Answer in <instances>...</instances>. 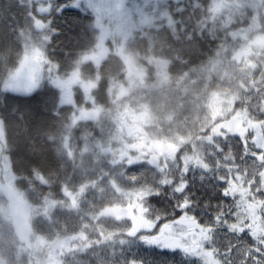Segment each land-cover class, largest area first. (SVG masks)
<instances>
[{"label": "trees", "instance_id": "1", "mask_svg": "<svg viewBox=\"0 0 264 264\" xmlns=\"http://www.w3.org/2000/svg\"><path fill=\"white\" fill-rule=\"evenodd\" d=\"M26 3L0 0V153L10 161L12 186L29 205L31 242H57L53 264H125L133 257L143 264H170V253L145 249L138 254L122 244L131 220L105 213L126 206L124 192L136 191L128 179L130 166L150 180L151 164H116L106 151L146 143L149 135L138 132L145 126L137 116L148 110L164 136L189 137L180 150L187 154L195 149L203 153L214 127L225 120L212 117L209 96L234 93V112L256 115L264 110V82L243 94L239 85H247L249 76L222 78L248 41L244 32L255 24L254 34L264 33V0H169L162 5L168 16L161 21L143 23L144 17L140 24L132 16L137 29L126 50L134 75H140L137 85L129 83L126 63L111 48L102 61L93 60L99 44L93 15L75 13L79 24L53 17L52 40L41 48L44 62L28 94L4 91L21 67L25 45L39 47L45 34L32 28ZM215 4L220 11H214ZM217 12L227 15V21ZM173 28L179 41L173 39ZM150 36L160 39L150 45ZM210 63L218 67L211 71ZM74 76L79 83L65 104L63 84ZM88 97L98 109L96 116L76 120L77 111L84 114L90 107ZM34 112L39 113L35 119ZM168 118L171 125L164 123ZM153 129L158 135L157 126ZM7 211L0 193V264H37L35 250L18 242Z\"/></svg>", "mask_w": 264, "mask_h": 264}, {"label": "snow or ice", "instance_id": "2", "mask_svg": "<svg viewBox=\"0 0 264 264\" xmlns=\"http://www.w3.org/2000/svg\"><path fill=\"white\" fill-rule=\"evenodd\" d=\"M49 11L39 7L33 13L35 27L45 33L35 49L38 56L44 55L41 48L46 49L54 30L51 20L37 17ZM78 12H83L80 0L51 5V13L72 24L80 23ZM49 66L54 67L50 61ZM32 115L35 119L39 113ZM248 121L241 130L209 135L203 153H180L151 165L150 180L130 166L140 219L129 222L121 243L138 254L145 249L170 253V264H264V110L249 113ZM125 264L143 261L133 257Z\"/></svg>", "mask_w": 264, "mask_h": 264}, {"label": "rangeland", "instance_id": "3", "mask_svg": "<svg viewBox=\"0 0 264 264\" xmlns=\"http://www.w3.org/2000/svg\"><path fill=\"white\" fill-rule=\"evenodd\" d=\"M168 1L169 0H80V4L83 6V12L94 16L95 27L99 33L98 50L95 53L93 60L96 62L102 61L107 56L108 51L111 48V50L116 52V54L126 63L129 83H131V85H137V80L140 75H134L135 68L133 67V63L131 62L126 50L127 41L130 39L132 32L137 29L136 23L133 20L130 21V19H132V16L133 18L137 17V21L140 22V24H142L141 19L144 17L145 19L143 23L147 21L154 22L156 19L161 21L168 16L167 12L162 9L163 3L165 4ZM229 4H227V7L232 9V6ZM214 7V11H220L221 9L219 4H215ZM217 13L219 18L227 21V15H221V12ZM32 28L34 29L33 24ZM255 29H257V26L253 24L244 32L246 34L245 38L248 41L245 42V45L242 46L241 50L237 51L235 59L233 60V63L235 64H232V66L230 65L222 77L224 81L227 79L231 81V78L236 75L249 76L247 85H239V89L243 94L255 90L257 86H261L264 82V58L261 56L263 54L261 49L264 48V33L256 35L254 34ZM242 36L243 35L240 37ZM25 46V55L21 63V67L17 75L12 79V82L4 88V91L20 92L22 90L25 94H28L32 91L31 88L35 86V77L43 65L42 63L44 62V57L36 54L35 49L38 46H34L33 44ZM260 65H262L263 68L258 73V67ZM217 67V64L210 63L208 69H211L212 71V69ZM260 73H262L261 76ZM250 80H252L251 83ZM70 82L73 83V87L79 83L77 77L74 76L69 79V82L67 81L63 84V87H68V83ZM86 88L87 87H85V89ZM27 89L31 90L28 91ZM70 97L71 96L66 92V90H64L63 102L65 104L70 103ZM87 100L90 107L86 112H84V114H82L83 109L77 111L76 120H85L96 116L98 110L96 105L94 104L92 98L88 97ZM236 102L237 96L234 93L224 92L208 97L207 107L215 121L225 119L223 122H219L214 127V136L222 133L223 131H238L249 126L248 114L246 111L234 112ZM137 121L138 123L142 122L145 126V128L139 126L137 129L141 134L149 135L147 142L143 143L141 140L137 143L138 147L133 145L128 147L122 146L120 152H117L116 147H112L111 149L109 148L106 153H110L113 163L135 164L147 162L152 165L160 164L162 162L166 163L180 154L181 147L184 144L189 143V137L181 138L180 136L174 134L173 137H176V140L171 138V136H164L161 132L162 127H160L156 116H154L150 110L140 113L137 116ZM170 122L172 123V120L168 118L164 123L171 125ZM155 126H157L156 131H158V135L153 129ZM252 126L258 128L259 124L253 122ZM194 153H198V150L196 151L195 149ZM0 177H3L7 183L11 185L13 184L14 176L10 161L1 153ZM123 196L127 201L126 206H116L105 211V213L111 214L116 218L130 219L132 223L135 224L140 219L138 209L135 207L136 203L139 202L140 197L137 191L124 192ZM69 199L72 205L76 206L74 196L69 195ZM75 237L76 236H74L73 239H75ZM57 244V242L36 239L32 243V247L35 250V254L39 258L37 260V264H53V262H51V254Z\"/></svg>", "mask_w": 264, "mask_h": 264}, {"label": "water", "instance_id": "4", "mask_svg": "<svg viewBox=\"0 0 264 264\" xmlns=\"http://www.w3.org/2000/svg\"><path fill=\"white\" fill-rule=\"evenodd\" d=\"M36 30L42 33L41 30L37 28ZM0 193L7 202L9 218L18 242L26 249L32 250V228L30 225L29 205L3 177H0Z\"/></svg>", "mask_w": 264, "mask_h": 264}, {"label": "flooded vegetation", "instance_id": "5", "mask_svg": "<svg viewBox=\"0 0 264 264\" xmlns=\"http://www.w3.org/2000/svg\"><path fill=\"white\" fill-rule=\"evenodd\" d=\"M20 1H23V0H20ZM26 1L28 2V4L27 3L25 4L28 8V16L31 19V24L34 25V29H35V21L33 20V13L39 7H48L50 9V11L48 13H40L39 16L37 17L38 19H42L44 21L51 20V24H52V21H53L52 18L57 17L54 15V13H51V5L55 4V0H26ZM35 32L38 33L36 30H35ZM39 34H41V33H39ZM261 51L263 52V54L261 56L264 58V48L261 49ZM75 89H76V86H74V87L68 86L66 89V92L68 94H71L70 95L71 101L73 100ZM164 153H165V151H164Z\"/></svg>", "mask_w": 264, "mask_h": 264}, {"label": "clouds", "instance_id": "6", "mask_svg": "<svg viewBox=\"0 0 264 264\" xmlns=\"http://www.w3.org/2000/svg\"><path fill=\"white\" fill-rule=\"evenodd\" d=\"M158 31H159V29H157V32H158ZM145 35H147V33H145ZM172 35H173V39H174L175 41H179V40L181 39V37H180L178 34H176V31H175L174 28H173ZM159 39H160V37H158V36H155V37L150 36V37L148 38V42H149V44L151 45L152 42H153V40H157V41H159ZM188 39H192L191 34H189Z\"/></svg>", "mask_w": 264, "mask_h": 264}]
</instances>
